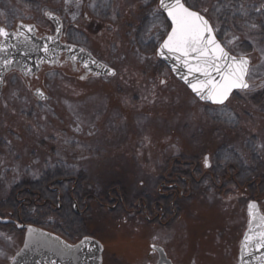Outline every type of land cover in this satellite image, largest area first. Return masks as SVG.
I'll use <instances>...</instances> for the list:
<instances>
[{
    "label": "rangeland",
    "instance_id": "1",
    "mask_svg": "<svg viewBox=\"0 0 264 264\" xmlns=\"http://www.w3.org/2000/svg\"><path fill=\"white\" fill-rule=\"evenodd\" d=\"M118 3L117 0H90V3H78L77 0H0V26L14 29L18 21H34L41 29L51 31L45 13H54L66 24L64 41L86 49L95 57L103 56L110 62L109 67L118 69L131 80L138 78V65L147 63V68L149 61L154 59V71L150 72L166 79L163 87L168 88L169 71L158 65L156 58L157 45L164 39V30L167 31L165 18L157 10L158 0H123L119 7L131 10V19L134 20L140 11L137 6H144L140 12L143 18L137 20V27L130 33L122 31L125 24L120 22ZM187 3L196 4V9L203 5H199L197 0H187ZM129 4L132 7L126 8ZM217 7L219 12L215 11ZM209 14L220 29L217 38L224 42L232 35L238 36L236 44L227 47L234 49L233 54L243 52L251 62L247 78L249 89L237 92L231 102L221 107L199 106L198 110L195 109L194 102L190 101L194 96L185 86V94H177L182 89L174 82L167 93L174 97L177 95L178 99H172L171 106L176 105L180 114L172 119L169 114L160 113L156 121L152 114H137L141 109L132 106L142 99L141 91L138 93L126 87L127 94L133 93L138 97L133 100L116 93L113 87L116 78H105L100 82L88 79L81 87H93V90L78 100L73 94L74 87L64 85V82H70L68 76L74 75L68 64L61 69L44 67L38 79L30 81L28 86L26 79L15 73L9 74L0 99V110H4L0 117V212L3 217L12 218L19 214L24 222L51 230L70 243L84 230L104 245L102 264H132L139 257L129 259L123 252L116 251L114 247L118 239L142 246L140 257H146L148 242L152 241L149 235L152 226L145 224L141 231L139 223H121L119 226L117 218L114 220L107 209L116 200H102V206L97 207L88 199L86 204L90 210L80 213L84 212L82 194L86 191L96 198L109 184L119 182L126 189L127 200L132 206L139 192H156L160 185L156 177L159 169L157 160L160 155L178 157L180 145L185 147L181 149L185 154L189 148L200 153L202 166L207 156L211 164L208 168L214 177L232 165L237 169L241 182L264 178V124L262 127L259 125L264 122V98L260 109L253 110L254 107L251 109L250 106L245 109L241 104L235 108L237 99L264 94V31L246 26L252 22L264 25V0H221L212 6ZM110 22L123 25L115 35L106 30ZM41 29L40 33L43 32ZM117 51V55L123 53L119 58H116ZM40 87L49 95L45 102L37 101L32 95L33 90ZM152 99L154 101L150 104L155 108L159 109L164 104L160 112L169 109L166 106L170 105L169 102L159 103L157 96ZM193 109L196 112L189 116ZM130 110L136 114L132 115ZM243 124L248 126L246 134L240 131ZM2 132L9 135V140L2 138ZM230 132L237 135L230 139L227 135ZM173 133L181 138L176 145L171 138ZM207 142L212 143L210 151L201 152L209 149ZM184 159L189 158L186 156ZM72 179H76L75 185ZM195 182L193 189L192 185L187 190L178 185L176 189L182 191L178 202L180 216L169 228L161 229L165 233L173 232L174 238L170 240L172 254L180 264H234L237 242L246 228L244 207L251 197L242 196L241 203L240 198L230 197L227 191L228 194L220 196L214 187L215 182L209 177L204 180L197 177ZM26 183L40 194L43 201L55 205L58 203L56 195L50 190L57 189V194L61 195V207L58 210L55 207L53 212L43 207L20 210L18 204L7 200L6 194L9 189L22 188ZM223 186L230 187L231 183ZM226 197L235 199L236 206L242 207L241 215L230 209L233 213L227 214L228 221L220 211V202H227ZM227 226L229 228L217 233L218 241L223 232V236L227 233L236 241L231 251L220 253L214 243L216 235H211V232L217 227L223 229ZM207 231L211 236L206 239ZM20 235L10 226L0 225V264H5L9 253L15 251Z\"/></svg>",
    "mask_w": 264,
    "mask_h": 264
},
{
    "label": "trees",
    "instance_id": "2",
    "mask_svg": "<svg viewBox=\"0 0 264 264\" xmlns=\"http://www.w3.org/2000/svg\"><path fill=\"white\" fill-rule=\"evenodd\" d=\"M125 1V0H124ZM127 1V0H126ZM139 1V0H138ZM199 5L200 4H203L199 7V9H196V10H199L201 11V13L206 16L210 21L211 23L214 25V21L212 19V17L210 16L209 12H210V9L212 8V6H214L217 2L221 1V0H197ZM117 2H119L118 4H116V7H118L117 9L119 10V13H120V22H123L125 25H120L116 22H110L108 27L106 26V30L107 31H111V33L113 35H115L118 31H119V26H123L122 28V31L126 32L125 33H130L132 31V29H134L135 27H137V20L138 19H142L143 18V14L141 15V11L144 10V6L143 5H138L137 7L140 8V11L138 12L137 16H136V19H131L132 15H131V10H128V9H125V8H121L119 6H121V3L123 2V0H117ZM126 4V3H124ZM132 4H129L126 6V8H131L132 6H130ZM204 9H207V11H204ZM117 12V10H115ZM140 13V14H139ZM142 16V17H141ZM215 26V25H214ZM111 29H110V28ZM121 30V28H120ZM121 32V31H120ZM124 33V34H125ZM124 38V37H122ZM111 40V39H110ZM125 40V39H123ZM113 45V44H112ZM118 54V51L116 53V58H119L123 55V53H120V55H117ZM95 56V55H94ZM96 57L98 59H100L101 61L109 64L110 62L105 60L104 58H102L103 56L101 55H96ZM156 62L154 61V59H152L151 61H149L148 63V67L146 68L145 64L147 63H144V64H140L138 65V67H136V69L138 70V78L136 79H130L129 76H126V74H121L122 72H120L118 69L116 70V76L113 77L112 79H115L116 78V81L113 82V87L116 88L115 91L116 93L119 95V96H123L124 98H127V99H131L133 100L134 98H138V97H135L136 94H127L126 91H128L127 88L131 89L132 91H137L138 93L140 92L141 93V100H139L138 102H136L137 104L133 103V107L134 109H138L139 110L141 109V111L137 114H144L145 112L147 114H152V119L158 121L159 119V116L158 114H162V113H165L166 115L169 114L168 116H170L172 119L173 118H177V117H174L175 115H179L180 113L178 112L180 109H177L176 108V105L174 106H171L172 104V101L177 98V95L176 97L172 96V94L170 93H167V90H169L172 86H173V83L175 82L176 84H178L180 86V88L182 89L181 91H178L179 93L177 94H185L183 93L184 91V86L179 83L173 76L172 74L169 72V76L167 77L168 79V85L169 87L167 88V86L163 87V82L165 81V84H166V79L164 80V78H160L155 72L151 73L150 71H154V67H155V64ZM138 64V63H137ZM157 64L162 66V67H165L159 60L157 61ZM145 66V68H144ZM74 74V73H73ZM64 75V74H63ZM65 76H68V75H65ZM72 76V75H71ZM67 79V78H66ZM91 80L95 79L94 81L96 82H100L101 79L99 78H90ZM118 79H121V82H119ZM68 81L70 80V82H68L69 84H66L64 82V85H66L67 87H70V88H73V94L77 96L78 100L81 96L85 95H90L88 94L89 91L93 90V87H89V88H85L83 89L81 87V85H83L82 83L88 81L85 80V81H81L79 80L77 77H76V74H74L72 77L68 76ZM127 87V88H126ZM92 88V89H91ZM84 90V92H83ZM154 91V92H153ZM88 92V93H86ZM149 92V93H148ZM187 92V91H186ZM84 93V94H83ZM189 93V92H187ZM50 94V93H49ZM168 94V95H167ZM190 97H192L191 94H189ZM155 96H157V98L160 100L159 103H166V102H169V106H167V110H162L160 112V108L162 106H164V104L158 109L157 107H153L152 103L154 101V98ZM194 98V97H192ZM190 99L191 102H194L193 105L195 107V109L199 108V106H206L208 107V105H204L202 103H200L199 101H197L195 98L194 99ZM234 98V97H233ZM233 98H231V100L229 102H231L233 100ZM264 98V94H256L254 96H250L248 98H244V99H237L236 102H235V108L239 107L241 104V106L243 108H250L251 107H254L253 110L255 108H258L260 109L261 108V104H262V99ZM173 99V100H172ZM144 100V101H143ZM81 101V100H80ZM166 101V102H165ZM239 105V106H238ZM252 109V108H251ZM237 109H235V112H236ZM242 110V109H241ZM243 111V110H242ZM250 111V110H249ZM248 111V112H249ZM129 112H131L132 115L136 114L134 113V111L130 110ZM190 114L189 116L192 115V112H196L194 109L189 111ZM252 113V112H251ZM4 114V110H0V117ZM196 121V119H195ZM168 122V121H167ZM264 124V122H260L259 125L262 127V125ZM198 126V125H197ZM246 127L248 126H245L244 124L241 126L240 128V131L241 132H245V129ZM2 138L4 140H9V135H7L5 132H2ZM246 134V133H244ZM228 137L230 139H233L235 137V135H237V133H234V132H230V133H227ZM226 135V137H227ZM174 140H175V144L177 143V141H179L180 136H177L175 133H173L172 137ZM33 140H35L33 138ZM36 143V142H34ZM212 144V143H211ZM211 144H209L208 142L206 143L207 145V148L209 147V149H205V150H202L200 149L201 152H206V150L209 152L210 151V147ZM173 145V144H172ZM171 145V146H172ZM180 145V144H179ZM178 148H180V151H181V154L178 156V157H174V156H171V155H164V156H161L160 155V159L157 160V164L159 165V169L157 170V173H156V177H158V185L161 184V183H165V184H169V185H173V184H179V186L183 189V190H187L189 189V187H191L192 185V189H193V185L196 183L195 180L196 178L198 177V180L201 179V180H204L206 177H208L210 175V171L204 169V167L202 166L201 162H200V153L196 152L193 150V148H189L187 149L188 151L183 153L182 152V148H185L183 147L182 145L178 146ZM215 148V146L213 145V149ZM212 149V150H213ZM161 150V148H160ZM189 158V159H184V157ZM159 162V163H158ZM162 165V166H161ZM161 166V167H160ZM153 168V167H152ZM237 173V169L232 166V165H228L225 167L224 171L221 172V175L218 176V177H214L213 179H211L212 181L215 182V189L217 190H224L225 192L228 191V192H233V194L235 192L241 194V195H249L247 194V191H249V193L251 194H255L257 193L258 196L259 195H262L264 194V180L261 181V182H258L257 179H249V180H246L245 182H241L240 179H238L236 176L233 177L232 175H236ZM221 177V178H220ZM74 182L73 184L75 185V181L76 179H72ZM227 182H230L231 183V186L230 187H224L223 185ZM222 183V185H221ZM258 184V187H259V190L257 191V187L256 185ZM174 187L175 186H172L170 188V190L168 191H172L170 195H168V197H159V194L157 192H139L138 195L135 196L134 198V203H133V207L138 209L140 211V215L144 218V215L146 216V214H150V215H153V207L157 206V205H160L161 202L163 201V204H164V209L170 214L172 215V208L170 207V204L168 202V199H172V197H175V203L173 201V204L174 206L177 208L178 207V202H179V199H180V192L179 190H177V192L174 193ZM230 188V189H229ZM55 188H53V194L56 195V191L54 190ZM158 189V187H157ZM52 190V189H51ZM50 190V191H51ZM86 194L85 195V200H90V201H94V206H99L102 205V200H116L115 202H117L119 204V207H123V203L124 205L126 204H130L131 201H128L127 200V195H126V189L122 187L121 183L119 182H113L111 184H109L106 188H104L103 192L97 196L96 198H93L91 197L92 193H89V191H86L85 192ZM227 194V193H225ZM7 200H11L13 202H15L16 204H18V208L20 210H22L21 207L23 208H44V209H47L51 212H53V210L55 211L56 208L58 205V203L55 205V204H51L49 201L47 200H42L41 199V196L39 193H36L34 192L32 189H31V185L30 184H24L22 188H17V189H9L7 191ZM228 196V195H227ZM56 200H57V195H56ZM161 200V202L159 201ZM166 201V202H165ZM88 202V201H87ZM158 203V204H157ZM160 203V204H159ZM221 216H223L224 219H226V221L230 220V218L226 217L227 214L230 215L231 213H233V210L230 211V209H233L236 208V204H235V199H227V202L226 201H221ZM157 204V205H156ZM241 204V203H240ZM54 207H53V206ZM140 207V209L138 208ZM144 208V209H143ZM144 210V211H143ZM236 213H239L241 215V211H237V210H234ZM0 215L3 216V214L0 212ZM17 217L19 218L20 215L17 214ZM51 218V217H50ZM222 218V219H223ZM221 219V221H222ZM49 220V219H47ZM222 223V222H221ZM223 225V224H222ZM232 226V225H231ZM220 227V226H219ZM219 227H217V229L213 232H211V235L212 234H215L216 235V240H214V243L215 245H217L216 247H218L220 253L221 252H228L230 251V249H232V246H233V241H230L229 239H227L228 235L227 233H225V238H223V234L224 232L222 233V235L220 236V233H219V236H220V240L218 241V235L217 233L218 232H222L224 229H227L229 228V226H227L226 228H223V229H219ZM233 227H236V226H232ZM219 229V230H218ZM18 232V231H17ZM210 235V232L207 231V235L206 237L204 236V238H210L209 236ZM21 241V239L19 240V242ZM19 245V243L17 244Z\"/></svg>",
    "mask_w": 264,
    "mask_h": 264
},
{
    "label": "water",
    "instance_id": "3",
    "mask_svg": "<svg viewBox=\"0 0 264 264\" xmlns=\"http://www.w3.org/2000/svg\"><path fill=\"white\" fill-rule=\"evenodd\" d=\"M158 6L167 17V13L160 7V0L158 1ZM45 15L47 20L54 26L53 34L37 37L36 25L25 24L23 22H18L15 30H8L3 26L0 27V29H4L9 34L6 40L4 37H0V45H3L4 48L3 51H0V97L7 74L15 71L24 78H31L40 72L43 65L60 68L65 63L69 62L74 71L77 65H80L85 75L98 77L114 76L107 74L108 69L115 72L114 69L97 60L88 51L80 46L61 42V19L56 14L50 12H47ZM167 19L171 24L170 19L168 17ZM29 28L31 31H28ZM21 33H23V35H21ZM25 37H27V39H25ZM166 39L167 36L164 40ZM45 46H47L49 50L47 53L43 50ZM160 46L156 51L157 58L166 65L172 75L184 84L197 100L214 106L223 105L200 100L195 93L192 92L189 85L181 79V76L186 73V69L178 65L173 58H166L159 55ZM72 57H75V59H72ZM4 60H11L12 63L5 65L3 63ZM85 64H87V67H85ZM174 66L177 69L176 71H173ZM189 79H191V77H189ZM236 91H243V89H234L228 99ZM33 96L38 101L42 102L48 98L46 93L40 88L33 91ZM251 203H255L257 206L255 210V219L249 215V204ZM251 203L247 205L246 215L248 216V220L237 256L238 264H264V247L257 246L259 243L258 239L249 240L247 242L245 239L246 236H251L253 233H259L264 230V225H262L264 215L260 210V206L256 202ZM0 224H14L17 229L25 231L20 248L7 256L5 264H53V262L54 264H102L104 246L94 238L87 237L88 240L85 241V237L71 245L47 231L31 225L21 224L11 219H3L0 217ZM29 228L34 230L32 236L29 235ZM65 245L71 247L66 248ZM153 249H156V247L153 246ZM160 264H171V262L165 258L164 253L161 255Z\"/></svg>",
    "mask_w": 264,
    "mask_h": 264
},
{
    "label": "snow or ice",
    "instance_id": "4",
    "mask_svg": "<svg viewBox=\"0 0 264 264\" xmlns=\"http://www.w3.org/2000/svg\"><path fill=\"white\" fill-rule=\"evenodd\" d=\"M160 7L167 13V17L171 21V31L160 46L159 55L173 58L178 65L186 69V73L181 76V79L189 85L200 100L210 101L213 104H224L234 89H249L250 85L247 79L249 77V58L243 52L233 54L234 49L227 47L235 45L239 40L238 36L232 35L224 42L219 40L217 38L219 27L210 23L201 11L196 10V4H188L187 0H160ZM215 11L219 12L220 8L217 7ZM241 15L244 13L242 12ZM246 26L252 30L264 31V25H257L254 22L248 23ZM28 31L31 29L29 28ZM8 35L4 29H0V37H4L6 40ZM3 50V45H0V51ZM43 50L45 53L49 51L47 46ZM3 63L8 65L12 61L4 60ZM176 70L174 66L173 71ZM107 74L115 75V72L108 69ZM204 166L211 167L207 156L204 158ZM256 207L255 203L249 204V215L253 219L256 217ZM262 225H264V220H262ZM28 231L32 236L34 230L29 228ZM245 239L246 242L258 239L257 246L264 247V230L246 236ZM87 240L86 237L85 241ZM65 247L71 246L65 245Z\"/></svg>",
    "mask_w": 264,
    "mask_h": 264
},
{
    "label": "flooded vegetation",
    "instance_id": "5",
    "mask_svg": "<svg viewBox=\"0 0 264 264\" xmlns=\"http://www.w3.org/2000/svg\"><path fill=\"white\" fill-rule=\"evenodd\" d=\"M86 1H88V3H90V0H77L78 3H84ZM157 10L159 12H161L163 14V17L165 18V22H166V26H167V31L164 30V32H163L164 33V37H165L167 35V33L169 32L170 23L167 20L165 14L161 10H159L158 6H157ZM60 19L62 20L61 17H60ZM25 23H27V22H25ZM29 24H35L36 25V27H37V36L38 37H41V36L46 35V34H53V32H54V26L51 23H50V25H51V31L49 29H44V30L41 29V27L36 22H34V21L30 22ZM62 26H63V28H62V35L64 36V31L66 29V24L63 22V20H62ZM14 29H15V27H14ZM40 29L43 30L42 33H40ZM8 30H13V29H8ZM62 41L63 42H66V41L63 40V38H62ZM159 44L157 46H159ZM67 64L71 67V64L70 63H66L65 65H67ZM74 74H76V77L78 79L80 78L79 80H81V81H85V80L90 79V78H95L94 76H90V75L89 76H85V74L83 73V70L81 69V66L80 65H77ZM38 77L39 76L37 75V76H34V77L30 78V79H26L27 80L26 81V85L28 86V84H30L29 83L30 81H32L34 79L36 80V79H38ZM40 88L42 89V87H40ZM44 91H45V89H44ZM231 96L232 97H235L236 96V93L232 94ZM252 96H254V95H252ZM203 167H205V166H203ZM204 169H206V170L209 169V171L211 172V169L208 168V167H205ZM232 176L233 177L236 176L239 179L238 173L236 175H232ZM208 177L211 178V179L214 178V175L212 174V172L210 173V175ZM208 177H206V178H208ZM257 180H258V182H261V181L264 180V178L257 179ZM178 185L179 184H177V183L176 184H173V185H169V184H165L163 182V183H161L158 186V189L156 190V192L159 194V197H161V198L168 197V195H170L171 192H172V191H168V190H170V188L172 186H175L174 187V190H173L174 193H175V189L178 187ZM256 187H257V191H258L259 190L258 184L256 185ZM55 191H56V195H57V202H58V204H57L58 205L57 206V210H58L61 207V205H60V202H61V197L60 196L61 195L57 194V192H58L57 189H55ZM51 192H53V189L51 190ZM179 192H180V194L182 193V191H180V190H179ZM216 192L217 193H221L220 196H225L224 194L226 193L224 190H217ZM229 193H230V197L237 196L238 199L240 198V202L243 200V198H241L243 195H241V194H239L237 192H235L234 194H233V192H229ZM247 194H249V195H244L243 197H245V196H248V198L251 197L248 200V203L252 201V202H256L257 204H259L260 209H261L262 213L264 214V205L262 204L263 201H264V194L258 196L257 193H255V194H252L251 193L250 194L249 191H247ZM82 197H83V199H85L84 198L85 197L84 194H82ZM226 198L229 200V197H226ZM159 201L161 202V200H159ZM173 201L175 203V199L174 200H171V201H170V199H168V202L170 204V207L172 208V215H170L164 209V204H163V201H162L161 204L159 203L160 205H157L158 204L157 203L156 204L157 206L153 207V215H150V214L147 213L146 216L144 215V218L140 215V211L138 209L134 208L131 205H127L126 206L123 203L122 204L123 207H119V204L117 202H115V204H113L112 207H107V209L110 211L109 212L110 213V216H112V214H113V219L114 218H117L116 219V222H118L119 226H120L121 223L124 224V225H127V224L128 225L129 224H133L134 225L135 223H139L140 226H141L140 231L142 230V228H144V225L145 224L146 225L148 224L149 226H152V232L149 234L151 236V238H152V241L148 242V252H147L146 257L136 256L135 258H138V257L139 258L136 261H132V264H160L161 255H163V253L165 254V258L167 260H169L171 262V264H180L179 262L176 261L177 260L176 255L174 253L172 254V246H171L172 243L170 244V240L172 241V239L174 238V236H172V233L173 232L172 231H168L167 233H165L164 231L161 230V229L165 230L166 228H169L170 224L172 222H174L175 219L179 218V216H180L178 214V213H180L179 206L176 208L174 206V204H173ZM86 202L87 201L85 200L84 201V212H80V213H88V212H85V211H89L90 210V206L89 205L87 206ZM100 206H102V205H100ZM245 207H246V204H245ZM21 208L24 209L23 207H21ZM138 208L140 209V207H138ZM240 208L242 210V207H236V208L233 207V210L239 211ZM73 209H74V211L76 213L78 212L76 205H74ZM244 218H245V216H244ZM11 219L14 220V221H16V222L26 223V222H24L22 220V218H20V217L18 218L17 215H16V217H12ZM26 224L39 227V226L34 225L32 223H26ZM7 226H10L11 228L15 229L16 232L18 231L17 233H19L21 235L23 234V231L17 230L16 227H15V225L11 224V225H7ZM56 235L59 236L60 239H63L64 238L63 236H60L58 234H56ZM79 236L80 237H83V236H92V235L90 233H88V232H84V230H83V231H81V233H79ZM227 239H229L230 241H233V247H234L236 238L233 240V236H230L229 235L227 237ZM239 242L240 241L237 242V246H236V252H235L236 256H235L234 264H237L236 263L237 262V254H238L239 245H240ZM153 246H155L156 249H153ZM233 247H232V249H233ZM173 248H174V246H173ZM232 249H230V251ZM104 252H105V250H104ZM104 260H105V258H104Z\"/></svg>",
    "mask_w": 264,
    "mask_h": 264
},
{
    "label": "bare ground",
    "instance_id": "6",
    "mask_svg": "<svg viewBox=\"0 0 264 264\" xmlns=\"http://www.w3.org/2000/svg\"><path fill=\"white\" fill-rule=\"evenodd\" d=\"M121 239H118V242L115 245V250L118 252H123L129 259L135 258L136 256H140L143 250H141L142 246L134 244H130L128 242L120 241Z\"/></svg>",
    "mask_w": 264,
    "mask_h": 264
}]
</instances>
